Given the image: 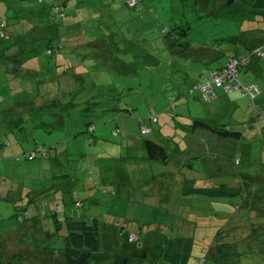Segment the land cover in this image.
<instances>
[{
	"label": "rangeland",
	"instance_id": "1",
	"mask_svg": "<svg viewBox=\"0 0 264 264\" xmlns=\"http://www.w3.org/2000/svg\"><path fill=\"white\" fill-rule=\"evenodd\" d=\"M124 1L78 10V0H67V10L77 12L79 22L68 30L67 39L75 36L74 42H65L60 54H43L46 33L37 27L25 35L40 38L35 49L32 37L22 45V70H0V264L60 260L57 252L66 244L68 223L81 213L96 214L105 228L111 221L122 224L101 232L100 248L108 258L174 264L158 258L150 262L149 253L162 237L195 234L189 222L198 219L190 209L197 189L240 185L257 213L264 210V122L255 111L258 97L253 101L220 88L214 100L187 95L193 83L223 63L225 54L242 51V43L234 46L236 38L264 36V18L247 14L241 0H141L140 9L127 8ZM21 4L14 14L27 12L32 22L41 5ZM78 50V56L72 54ZM66 57L72 69L66 67ZM250 69L241 71L245 80L253 75ZM262 97L264 101V93ZM151 110L155 123L148 119ZM88 121L92 134L86 131ZM141 124L152 132L141 135ZM222 124L240 131V138L211 131ZM145 138L164 147L168 163L146 158ZM32 151L37 156L27 158ZM237 173L242 174L239 180ZM74 196L78 207H73ZM201 202H196L200 210L211 208L210 202ZM37 208L34 237H21L23 246L35 250L34 257L31 251L7 255L8 235L20 240V229L30 232L24 227L27 211ZM39 229L43 233L35 234ZM121 229L138 232L133 234L139 240L128 243ZM216 258H222L220 252ZM245 261L264 264V255L255 249L233 262Z\"/></svg>",
	"mask_w": 264,
	"mask_h": 264
},
{
	"label": "trees",
	"instance_id": "2",
	"mask_svg": "<svg viewBox=\"0 0 264 264\" xmlns=\"http://www.w3.org/2000/svg\"><path fill=\"white\" fill-rule=\"evenodd\" d=\"M26 1H34L41 5L32 22H28L26 19L27 12L18 14V16L14 14L18 13V10L22 8L21 3ZM66 1L64 0L60 3L59 0H0V11L3 10L4 12V15L0 14V70H3L2 68L6 72H18L22 70L20 61L26 58V56H23L24 51L22 49L24 48L22 45H26L28 43V37H32L34 43L31 49H35L34 45L37 39L40 38L37 35H25L28 31L36 30L37 27H40V31L43 29L46 33L44 38L45 47L41 51L43 54L49 56L60 54L62 49L65 48V42H68L69 39L74 42L75 36L68 37L67 39V34L68 30L75 29L77 24L79 27V22L77 23V12L67 10L68 4ZM105 1L78 0V10H82L84 7H89L97 2L104 4ZM241 1L248 6L246 7L247 14H251L253 18L255 16L264 18V0ZM140 2L141 0H125L124 5L130 9H140ZM175 27L177 26H173L171 30L176 29ZM256 29L259 28L256 27ZM171 30L168 29L165 33ZM182 32V35H184L186 28H183ZM254 34V37L242 38V40L236 38L234 46L242 43L244 45L242 51L240 53L238 52L239 54H225L223 63L214 70L208 71L201 81L193 83L188 88L187 95H194L196 93L204 101L214 100L217 97L216 89L220 88L224 93L239 91L241 95L247 96L253 101L258 97L256 101L259 103V99L263 98L262 95L264 93V36H259L257 33ZM52 38H54L53 41ZM10 39L13 40L10 41ZM5 42L9 43L6 45L4 44ZM183 44L186 45L185 42ZM180 51H183V49H180ZM72 54L78 56L80 52L78 50V52H73ZM232 62L236 64L237 79L235 81L237 80L240 85V87L235 89H232L234 86H237L234 81L231 83L232 88L225 87L224 84H218L215 81V76L222 72L224 73L227 65H230ZM256 64H258L260 70L245 80V77L241 74L242 69L245 66L252 68ZM65 65L67 68L72 69V64L68 59ZM225 75L227 76L226 73ZM261 93L262 95L260 96ZM258 103H255L257 119L264 122V103ZM126 114L129 115L132 112L129 113L128 111ZM148 119L150 122H157V117L153 110H151ZM138 121H141L140 118ZM85 125L87 128L86 131L92 134L94 131L92 123L88 121ZM194 125H202L210 129L205 123L199 121H195ZM226 126L222 124V128H214L211 131L222 137L240 138V131L229 130ZM139 129L141 135H149L152 132L148 126H143L142 124ZM111 133L113 136L119 134L117 128H114ZM263 143L264 140L261 146H263ZM143 148L145 149L146 158L149 161L169 162L168 154L165 152L164 147L153 139L145 138L143 140ZM36 156L37 154L32 151L26 157L35 158ZM239 163V159L235 158L234 164L239 165ZM163 174L161 173L160 175L162 176ZM241 175L237 173L238 180L242 178ZM224 186H212L209 190L197 189L198 195H194L196 198L191 200L190 209L193 216H197L198 219L203 216L202 220L207 222L198 221L200 224L193 231L196 236L190 233V237L181 234L172 238L162 237L161 240H158L156 246L151 248L152 251L149 253L148 261L152 262L158 258L157 260L164 259L174 264H206L207 259L213 258L215 262L213 261L212 264H236L233 261L237 255L247 258L255 249L264 255V210L257 213L252 200L250 197H248L249 199L247 198L246 193H243L240 185L232 188ZM198 200L199 203H202V200L210 202L211 208L203 211L200 210L196 205ZM78 202L77 196H74L73 207H78ZM45 205L46 203H43L44 207ZM201 211L204 213L201 214ZM44 213L45 210L43 208L42 214L44 215ZM52 215L57 216V211H53ZM187 216H189V212L186 218ZM96 219L94 217L89 222L78 219L72 221V223H68V232L65 237L66 244L63 250L57 252L59 254L61 253V259L53 262V264H133L130 258L122 255H114L108 258V255L102 252L100 248L101 232L105 231L108 227L118 229L119 225L122 224L120 222L114 224L111 221L107 228H105ZM126 224L130 225L129 222ZM194 224L196 226L197 223L195 222ZM120 232L126 236L128 243L132 244L139 240V236L133 234L138 232L127 231L126 229H121ZM132 252H136V250L130 251V253ZM218 252L221 253L222 258H216ZM137 259L140 260V258ZM137 259L135 261L136 263Z\"/></svg>",
	"mask_w": 264,
	"mask_h": 264
},
{
	"label": "crops",
	"instance_id": "3",
	"mask_svg": "<svg viewBox=\"0 0 264 264\" xmlns=\"http://www.w3.org/2000/svg\"><path fill=\"white\" fill-rule=\"evenodd\" d=\"M250 70H251V72L253 74V73H257L260 70V68L258 67V64H256ZM261 75H262V72H261ZM261 95H262V93L260 94V96ZM259 100H260L259 103H264L263 98H260ZM263 147H264V143H263ZM54 211H56V210H54ZM95 215L96 214H88V215H86V214H82L81 213V214L78 215V219H84L85 220V218H87V217L88 218L89 217L94 218V217H96ZM27 216H28V221L25 223V226L24 227H27L30 230V232H28L26 229H20L18 232H24L22 235H19L20 240H18V238H17L18 235H16V234L8 235V239H9V242L10 243L7 245V249H8V250L6 249L7 250L6 251L7 252V255L17 256L20 253H22L23 251H28V252L31 251L32 256L34 257V255H35L36 252H33V251H35V250H33L32 247H30L29 245L28 246H23L22 244H23L24 240H21V237H24V236L26 237V235H29L30 237H34L32 231L34 232L35 229H37V226H36L37 223L34 224V222L37 220L36 217L38 216V208L36 210H29V211H27ZM74 217H76V216H74V212H72L71 219H73ZM198 221H199V219H195L193 223L189 222V228H191V225H194V228L196 229V227L200 224ZM195 222L197 223L196 226L194 224ZM69 223H72V220H70ZM180 226L183 229L185 228L183 225H180ZM186 229H188V226L186 227ZM25 231H26V233H25ZM193 231H194V229H193ZM38 233L39 234H42L43 231L41 229H39V231L38 232H35V234H38ZM64 234L66 235L67 232L65 231ZM21 241H23V242H21ZM27 241H28V243L31 242L28 239H27ZM242 264H248V262L245 261V262H242Z\"/></svg>",
	"mask_w": 264,
	"mask_h": 264
},
{
	"label": "built area",
	"instance_id": "4",
	"mask_svg": "<svg viewBox=\"0 0 264 264\" xmlns=\"http://www.w3.org/2000/svg\"><path fill=\"white\" fill-rule=\"evenodd\" d=\"M235 65L236 64L234 62H232L230 65L228 64L224 73L222 72L221 74L216 75L215 76L216 83L224 84L225 87H231V83L234 81V82H236L237 86H234L233 88L232 87L231 88L235 89L237 87H240L237 80L235 81V79H237L236 78L237 74H236V70H235ZM225 73L227 74V76L225 75ZM246 88H248V87H246Z\"/></svg>",
	"mask_w": 264,
	"mask_h": 264
},
{
	"label": "water",
	"instance_id": "5",
	"mask_svg": "<svg viewBox=\"0 0 264 264\" xmlns=\"http://www.w3.org/2000/svg\"><path fill=\"white\" fill-rule=\"evenodd\" d=\"M229 2H231V0Z\"/></svg>",
	"mask_w": 264,
	"mask_h": 264
}]
</instances>
